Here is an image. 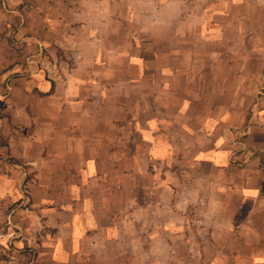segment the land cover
<instances>
[{
  "label": "crops",
  "instance_id": "0c3cea01",
  "mask_svg": "<svg viewBox=\"0 0 264 264\" xmlns=\"http://www.w3.org/2000/svg\"><path fill=\"white\" fill-rule=\"evenodd\" d=\"M259 2L222 0L219 7L225 17L236 10L233 21L240 35L247 20L252 21L251 13L260 11ZM18 8L25 4L21 1ZM193 8L192 0L33 2L29 22L19 30L29 33L23 39L28 65L0 68V246L11 251L7 261L0 257V264H128L134 250L164 249L171 228L166 222L167 201L144 190L134 193L132 127L138 119L125 115L131 131H123L116 116L103 118L100 112L105 91L116 85L112 66L103 65L102 59L185 57L180 48L186 40L182 29L196 40L217 38L207 17L202 19L201 32L198 23L186 20L185 12ZM253 25L260 26L256 21ZM121 42L129 44L119 49ZM168 42H175L177 48H160L159 43ZM189 54L198 57L196 52ZM229 55V50L205 53L212 60ZM213 68L206 67V74ZM135 69L139 76L126 77L125 85L142 89L149 75L168 79L186 72L177 65L155 70L130 64L126 74ZM165 82L163 91L171 88ZM197 82L200 88L213 85ZM194 100L200 103L193 111L190 101L181 99L173 115L144 120L141 150L158 163L188 153V173L201 176L205 194L210 188L219 202L216 216L225 215L222 202L237 201L236 208L229 210V231L235 239L221 249L237 244L234 264L244 262L240 251L252 249L257 253L250 263L264 264V96L248 116H238L236 125L229 108L203 112L201 106L209 101L206 94ZM123 170L127 192L106 190L105 186L123 184L117 178ZM182 191L179 184L173 194L176 209L189 201ZM249 222L257 243L247 247ZM211 264L225 263L214 259Z\"/></svg>",
  "mask_w": 264,
  "mask_h": 264
},
{
  "label": "rangeland",
  "instance_id": "374dc122",
  "mask_svg": "<svg viewBox=\"0 0 264 264\" xmlns=\"http://www.w3.org/2000/svg\"><path fill=\"white\" fill-rule=\"evenodd\" d=\"M21 1L25 4V8H18ZM35 1L37 0H0L1 69L13 67V65H20L21 67L28 65L29 54L25 48L26 41L23 39L28 37L29 33L24 30L20 34L19 30L29 22V8ZM192 1L195 8L191 13H189L190 11L185 12L186 20L191 19L194 25L198 23V32H201L200 30L203 29L201 27L202 19L207 17L209 24L214 26L213 30L217 38L205 41L198 37L196 40V38L189 36V30L185 32L182 29L186 40L180 48L186 56L181 59L160 58L155 60L138 57L102 59L103 65L112 66L111 77L113 80L115 79L116 85L112 87V90L105 91L106 95H103L104 103L100 112L103 118L116 116L118 129H123V131L127 128L128 131H131L130 126H125L127 124L125 115L138 119V122H135L132 127L135 145V151L132 154L135 164L134 193L138 195L144 190L150 193L154 199L157 195H163L162 197L167 201L168 216L166 222L171 225L165 234L166 245L164 249H150L146 251L149 256L144 251L134 250L131 252L132 258L129 259L128 264H211L214 259H220L225 264H234L232 256L238 253L237 244L232 249H221L222 245L231 243L235 239V236L229 231L232 222L229 210L232 211L236 208L237 201L222 202L225 215L216 216L219 214L216 211L219 209V202L215 201V195L210 193V188L205 194V187L200 185L203 183L201 176L192 175V171L188 173V163L186 162L190 159L188 153L175 155V159L166 157L169 159H165L164 163H158L151 161L152 158L151 160L147 159V155L141 150L144 144H142V137L139 134L140 128L145 125L144 120L156 116L162 118L168 114L173 115L174 108L179 106L181 99L190 101L189 107L193 111L198 108L197 104L200 103L199 100L195 101L194 99L206 94L209 101L201 106L203 112L216 109L221 112L222 109L229 108L231 112L234 111L233 115L236 120L232 118L236 125L238 116L243 113L248 116L255 105L260 102V98L264 96V84L261 85L264 82V0L259 2L260 11L251 13L253 15L252 21L247 20L245 32L240 35L237 33L238 27L233 21L238 13L236 10H231V15L225 17L222 14L223 10L219 7L222 0ZM225 19L229 20L226 21ZM254 21L260 26L253 25ZM207 32H211L210 29H207ZM126 44L129 43H118L119 49H125ZM154 45L157 48L158 44ZM159 45L160 48L164 47L163 45L170 49L177 48L175 42L159 43ZM207 49L219 53L229 50L230 55L223 58L220 56L212 60L205 56ZM243 51L245 58L242 56ZM190 52H196L198 54L197 59L190 58L188 56ZM237 52L240 53V56L237 55ZM130 64L135 65V67H154V69L155 67L173 69L177 65L186 72L181 77L173 78L172 76L168 79L165 77L163 79L158 74L149 75L145 79L147 81L145 88L142 89L125 85L126 77L131 75V78L135 79L139 76L137 69L134 73L126 74V69ZM191 67L197 70L193 72L190 70ZM206 67H214V72L209 71L206 74ZM115 69H118L117 72ZM169 79L171 80L168 82ZM164 80L165 83H170L171 88L169 90H161V83ZM208 81H212L213 85L208 89L203 88L205 87L203 83ZM195 82L203 85V87L200 88ZM217 84L223 85V88H217ZM121 124L124 126L121 127ZM127 156L129 160V155ZM123 161L125 160L123 159ZM185 170L187 171L185 172ZM105 172L110 174L109 170ZM195 173L196 171H194ZM125 175L126 171L124 170L117 175L118 180L123 181L121 186H117V188L114 185L105 186V189L109 191L111 188L113 192L116 189L119 194L127 192L124 183ZM159 183L161 186H158ZM179 184L183 189L182 192L189 196V201L184 202L176 209L172 206L175 204L173 194ZM175 185H177L176 189ZM191 185L194 187L191 188ZM205 196L206 200L208 199L206 202ZM152 204L154 203L150 205ZM151 207L156 208V206ZM174 211H180L183 214L179 217L173 214ZM249 226L251 227L247 228L245 235L247 247L257 243L253 238V222H249ZM211 230L214 231V234H211ZM212 241H214L213 246L210 245ZM1 248L0 246V257L7 261L11 251L9 249L3 251ZM253 253H257V251L252 249L240 251V257L244 259L243 264H251ZM147 257L149 261H147Z\"/></svg>",
  "mask_w": 264,
  "mask_h": 264
},
{
  "label": "built area",
  "instance_id": "2783aa9c",
  "mask_svg": "<svg viewBox=\"0 0 264 264\" xmlns=\"http://www.w3.org/2000/svg\"><path fill=\"white\" fill-rule=\"evenodd\" d=\"M240 144H241V146H242V149H244L245 148V145L243 144V143H241V142H239ZM234 156V155H233Z\"/></svg>",
  "mask_w": 264,
  "mask_h": 264
},
{
  "label": "trees",
  "instance_id": "16d2710c",
  "mask_svg": "<svg viewBox=\"0 0 264 264\" xmlns=\"http://www.w3.org/2000/svg\"><path fill=\"white\" fill-rule=\"evenodd\" d=\"M262 187H263V189H264V182H263V184H262Z\"/></svg>",
  "mask_w": 264,
  "mask_h": 264
}]
</instances>
